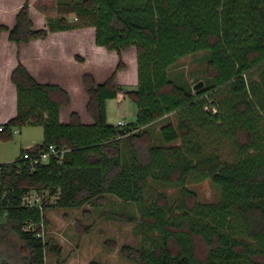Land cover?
Listing matches in <instances>:
<instances>
[{
    "label": "trees",
    "instance_id": "obj_1",
    "mask_svg": "<svg viewBox=\"0 0 264 264\" xmlns=\"http://www.w3.org/2000/svg\"><path fill=\"white\" fill-rule=\"evenodd\" d=\"M57 11L62 18L35 30L26 0L15 26L0 24V35L20 45L94 28L95 45L120 62L102 84L83 77L92 124L77 113L62 122L70 97L60 86L40 84L21 63L11 74L17 115L0 126V142L26 127L44 132L40 145L0 165V223L23 245L25 264L61 254L53 240L24 232L26 225L46 220L49 210L82 209L108 197L138 209L130 221L142 243L119 251L132 264H264V0H66ZM69 15L79 23L68 24ZM133 48L137 85L124 92L117 74L126 68L122 54ZM201 53L208 66L195 92L201 79L172 78L171 71ZM122 92L137 115L118 128L108 123L107 102ZM51 147L62 158L35 165L23 159ZM204 182L220 191L217 203L188 188ZM171 188L176 200L166 193ZM31 194L42 198V212L22 206Z\"/></svg>",
    "mask_w": 264,
    "mask_h": 264
},
{
    "label": "rangeland",
    "instance_id": "obj_2",
    "mask_svg": "<svg viewBox=\"0 0 264 264\" xmlns=\"http://www.w3.org/2000/svg\"><path fill=\"white\" fill-rule=\"evenodd\" d=\"M65 1L29 0L33 21L38 24L42 19L47 27L49 20L62 18L57 10L59 3ZM25 3L26 0H0V15L11 16L8 23L11 25L14 12ZM65 19L70 25L79 23L75 15L65 16ZM50 49L51 52L60 54L58 56L62 58L60 63L63 66L57 71L53 69L52 76L47 79L50 83H59L70 97V106L61 113L62 121L66 123L72 113H79L83 123H91V117L86 111L89 102L88 88L83 77L91 74L96 85L104 83L116 71L119 56L116 52H109L95 45L94 28L70 31L61 41L53 40ZM15 53L14 46L12 55ZM207 57L208 54L201 53L183 59L172 69L171 77L184 78L189 82L198 78L201 79L198 83H204ZM122 61L126 68L117 74V84L126 92L135 89L137 83L136 50L133 48L124 52ZM55 62L54 59L52 63ZM124 92L118 99L107 102L108 123L113 126H117L119 121L129 124L136 119L137 107L125 97ZM164 124L166 121L158 122L153 129L158 132ZM43 140L44 132L41 127L21 129L11 140L0 142V165L15 162L22 152L40 145ZM188 188L195 191L204 203L219 201L220 191L209 182L190 185ZM166 193L174 200L179 195L175 188L167 189ZM131 216L138 219L137 207L123 204L112 197L98 205H87L82 209L49 210L46 213L45 242L53 240L60 247L61 254L53 256L47 253L46 264H90L93 261L100 264H132L119 254L121 247L125 245L139 247L142 243L141 234L136 232L137 222L130 221ZM28 259L29 256L10 225L7 222L0 223V264H25Z\"/></svg>",
    "mask_w": 264,
    "mask_h": 264
},
{
    "label": "crops",
    "instance_id": "obj_3",
    "mask_svg": "<svg viewBox=\"0 0 264 264\" xmlns=\"http://www.w3.org/2000/svg\"><path fill=\"white\" fill-rule=\"evenodd\" d=\"M21 7L14 12L11 25L8 24L11 21V16L7 17L3 14L0 15V24L12 29L15 26L16 17ZM30 16L33 21L32 7H30ZM33 23L35 30L47 28L42 19H40L38 24L34 21ZM67 33L68 32L51 33L45 40H35L20 45L10 42L8 33H2L0 35V126L5 125L17 115V91L16 87L11 82V74L19 63L24 65L40 84L57 85L63 88L59 83H50L48 81L52 76V70L55 69V71H57L63 66L62 63H60L62 58L58 56L60 54L51 52L50 47L53 40L61 41L62 37ZM14 46L16 48V53L13 56L12 50ZM54 59L56 62L53 64L52 61ZM79 116L81 117L80 114ZM90 120L91 123L89 124H92V118H90ZM68 122L69 119L66 123Z\"/></svg>",
    "mask_w": 264,
    "mask_h": 264
},
{
    "label": "built area",
    "instance_id": "obj_4",
    "mask_svg": "<svg viewBox=\"0 0 264 264\" xmlns=\"http://www.w3.org/2000/svg\"><path fill=\"white\" fill-rule=\"evenodd\" d=\"M126 125L127 124L125 122L120 121V122H118V125L116 127L124 128V127H126ZM18 133H20V131L16 130L15 134H18ZM63 155H64V152H59L55 148L51 147L49 149V152L43 153V154L37 156L36 158H32L29 155V153H25L23 156V159L24 160H30L32 162V164L35 165V164H39V163H46L51 156H54L57 158H62ZM0 172H1V167H0ZM5 197H6V194L2 193L1 189H0V203L3 201V199H5ZM22 206L27 207V208L37 207V208H39V210L41 212L43 211L42 198L36 194H31V195L26 196L22 201ZM46 228H47L46 220L44 218H42V220L39 224H37V225L28 224L23 228V231L27 232V233H35L37 238H39L43 242H45Z\"/></svg>",
    "mask_w": 264,
    "mask_h": 264
},
{
    "label": "water",
    "instance_id": "obj_5",
    "mask_svg": "<svg viewBox=\"0 0 264 264\" xmlns=\"http://www.w3.org/2000/svg\"><path fill=\"white\" fill-rule=\"evenodd\" d=\"M204 87V83L200 82L194 86V91H198Z\"/></svg>",
    "mask_w": 264,
    "mask_h": 264
}]
</instances>
